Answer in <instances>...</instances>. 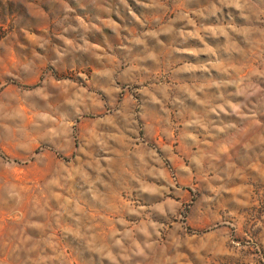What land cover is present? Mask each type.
Masks as SVG:
<instances>
[{
	"label": "rangeland",
	"instance_id": "374dc122",
	"mask_svg": "<svg viewBox=\"0 0 264 264\" xmlns=\"http://www.w3.org/2000/svg\"><path fill=\"white\" fill-rule=\"evenodd\" d=\"M215 3L0 0V264H107L86 248L89 235L110 247L122 239L113 238V231L130 229L143 245L139 230L153 232L151 222L165 225L156 229L161 236L153 235V249L137 257L132 240H126L125 249L113 248L131 257L120 264H264V142H258L264 124L210 112L217 103L242 99L230 95L235 89L227 81L244 76L264 86V79L252 75L254 68L264 70V0H249L247 20L227 9L213 16ZM112 21L119 26L115 30ZM210 25L232 27L224 37L213 35ZM245 26L252 30L247 37ZM189 31L199 35L189 37ZM106 69L112 79L101 74ZM62 79L75 83H57ZM38 87L46 89L47 99L26 94ZM80 87L88 89L84 105L70 106ZM249 107L264 122V93ZM41 112L55 116L58 129L73 121L70 135L52 138L38 119ZM93 134L106 140L103 152ZM21 143L30 150H19ZM105 152L110 161L98 159ZM74 156L83 159L73 161ZM194 156L202 167L192 163ZM13 161L19 165L15 174L5 168ZM68 161L106 181L100 191L85 192L86 182L62 180L59 191L84 210L78 225L59 212L62 199L47 183L63 174ZM160 171L167 180L159 178ZM13 183L25 188L19 203L10 198L19 191ZM172 183L181 190L161 189L155 196L141 191ZM169 196L179 202L176 215L167 206L168 214L160 215L158 205ZM130 208L139 215L129 214ZM77 229L85 239L76 238ZM49 233L63 253L56 260L41 259L50 253L44 245Z\"/></svg>",
	"mask_w": 264,
	"mask_h": 264
},
{
	"label": "clouds",
	"instance_id": "9594fccd",
	"mask_svg": "<svg viewBox=\"0 0 264 264\" xmlns=\"http://www.w3.org/2000/svg\"><path fill=\"white\" fill-rule=\"evenodd\" d=\"M147 7V5H145ZM213 11L212 15L215 16L216 14L223 15L225 13V10H230V13H236L237 17L239 19L247 20L249 19L248 11H249V0H216V3L212 5ZM189 24H195V21L189 19ZM113 29L115 30L119 26L115 24L114 21L111 22ZM212 32L213 35H215L217 32L221 36L228 37L229 31L228 28H231V25L228 26H208ZM252 34L251 28L245 26L244 35L245 37ZM151 35L155 37L157 33L152 32ZM189 37H197L199 35L198 32H192L189 31L187 33ZM140 41L137 40V43ZM39 47H43V45H39ZM96 47V46H94ZM209 51H212L210 48ZM99 59V57H97ZM103 76L112 79L114 73L111 69H106L103 73H101ZM252 75L258 76L261 79H264V70L260 68H254L252 70ZM114 82V81H113ZM57 83H62L63 85H74V81L70 79H62L58 80ZM229 87L234 88L235 91L230 93V95L236 96V97H242V99H238L235 102L233 100H226L223 103H217L214 107L210 108V112L213 115L220 116L223 114V116H235L237 119H244L254 122L257 125L264 124L259 119V115L256 111H252L249 105L252 107H255L259 102L261 98V94L264 93V86H262L259 83L253 82L251 80V77H240L235 82L233 81H227L226 82ZM69 91L68 87H65L63 89V92L67 94ZM119 91V89H117ZM88 93V89L84 87H80L79 91L73 92L72 96L73 99L68 100V104L70 106H75L77 104L84 105L85 103V95ZM26 94H34L37 97L47 99L48 93L45 88L38 87L33 90L32 93H26ZM190 96L193 99H199V97L196 96L195 93H190ZM153 101L155 103H160L159 100L156 99L155 96L152 97ZM247 102V103H246ZM77 112H79V108L75 109ZM21 112L17 111L15 113L16 117L21 116ZM12 118V117H8ZM38 119L46 125L45 131L52 137L57 140L61 139L62 137H68L70 135L69 129H72L74 127L73 121H68L66 125H62L59 129L56 127L57 124V118L53 116L52 114L48 112H41L38 114ZM191 124H196L197 126L201 127L202 129H205L206 126L203 125L199 120H194L190 122ZM232 126H235L234 124ZM224 128L220 127L218 128L219 132H224ZM189 138L192 140H196L197 137L193 134H189ZM93 142L95 143L96 147L103 150L108 147V144L106 140L102 139L100 135L93 134ZM258 142H264V135H260ZM75 147V146H74ZM18 149L21 151H29V146L26 143H21L18 145ZM33 156L37 155L38 152L35 149H32ZM229 148L227 145H224L223 152H228ZM83 157L81 156H74V160H82ZM98 159H102L104 161H110L111 157L105 152L102 156L98 157ZM73 161L66 162V166L63 170L62 175H55L52 176L50 179H48L47 183L52 187V189L55 191V194L60 196L62 199V203L59 205V212L63 215H66L70 220L74 221L77 225L80 223L81 214L83 213L82 205L79 203V201L74 200L73 198L64 195L62 191H59L63 187L62 180H71L75 181L79 179L82 182L85 183L84 191L87 192L89 188L95 187L97 191H100L101 189L98 187L99 184L106 183V181L103 179L102 176L97 175L95 179H93L92 173L88 170L87 167H84L80 164H75ZM62 163H64L62 161ZM192 163L197 165V167H202V162L199 158L193 157ZM71 164V167H68L67 165ZM6 169H9L11 173L15 174L17 170L19 169V165L15 164V162H11V165H5ZM181 171L188 173L189 175H192L191 169L188 166H183ZM100 172H104V168H100ZM159 178L163 180H167L168 177L165 176L164 171L159 172ZM12 187H18L19 191L10 194L14 195L17 203L21 202L23 200V193L25 192V188L23 185H17L15 183L12 184ZM161 189L163 191H167L171 193L173 189L176 191H180L181 189L177 188L175 183H172L170 185H157V184H151L148 186H145L141 189L143 193L148 194L149 196H155L161 194ZM214 193L216 192V189H211ZM206 202H211V197H204L203 198ZM167 206L168 211L172 215H176V209L179 207V202L175 199H172L171 196L166 201H162L158 205V211L160 215L166 216L168 213L165 212V207ZM141 210H143L141 208ZM44 210L40 209V213L43 214ZM129 214L132 215H139L138 212H136L135 209L130 208ZM117 223L123 225L126 223L123 219H120L117 221ZM35 226L39 228H43L44 225L39 221H34ZM150 227L153 229V232L148 231V227L141 228L139 231L143 236L146 237V241L141 245V242L139 240H136L133 236V232L128 229L123 232L116 230L113 231L112 237H122V239H114V243L112 246H105V245H97L96 244V237L94 234L89 235L86 239L84 235L80 232L79 229L76 230L75 236L78 239H85V246L90 251L94 252L96 256H98L102 261H106L107 264H120L121 260H128L131 259L130 256H123L119 252H114L113 248L115 249H125L126 245L124 241L126 240H132L134 244V251L132 255L137 257H147L148 253L146 250L153 249L154 245L156 244V241L153 240V235L155 237L159 238L161 236V232L157 231V228H164L165 225L158 224L157 222H151ZM89 232L91 229L88 230ZM72 234V233H69ZM206 235V233H205ZM190 238H195V234H191ZM180 238L177 237L176 241L174 242V247L179 249L182 247L181 243L179 242ZM235 243V242H234ZM44 245L47 249L50 250L49 256L47 257H41V259H52L56 260L58 257L63 256L62 252H59L57 250V245L55 243V236L52 233H49L47 239L44 241ZM236 247H239V245H235ZM203 251V249H201ZM182 255H187V253H181Z\"/></svg>",
	"mask_w": 264,
	"mask_h": 264
}]
</instances>
